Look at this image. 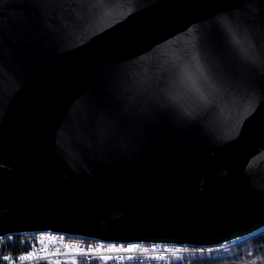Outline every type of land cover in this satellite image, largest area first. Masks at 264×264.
Returning <instances> with one entry per match:
<instances>
[{"label":"water","instance_id":"water-1","mask_svg":"<svg viewBox=\"0 0 264 264\" xmlns=\"http://www.w3.org/2000/svg\"><path fill=\"white\" fill-rule=\"evenodd\" d=\"M262 228L264 0H0V239Z\"/></svg>","mask_w":264,"mask_h":264},{"label":"trees","instance_id":"trees-1","mask_svg":"<svg viewBox=\"0 0 264 264\" xmlns=\"http://www.w3.org/2000/svg\"><path fill=\"white\" fill-rule=\"evenodd\" d=\"M33 237L34 234L22 233L12 234L1 238L0 264H8V261L3 259L5 256L15 258L18 255H23L30 251L31 245L35 244V240L32 239ZM68 237L90 241L89 239L84 238ZM228 246L227 249L218 252H199L182 256L178 254L172 255L168 260L163 259L166 260L167 263L161 259H155L148 255H134V259L131 261L126 258L118 263L110 260L107 264H264V231L244 240L243 242L232 246L229 244ZM189 248L200 250L196 247ZM26 264H36V262H28ZM40 264H47V262L41 260ZM79 264H102V262L97 259L87 260L86 258H81Z\"/></svg>","mask_w":264,"mask_h":264},{"label":"snow or ice","instance_id":"snow-or-ice-1","mask_svg":"<svg viewBox=\"0 0 264 264\" xmlns=\"http://www.w3.org/2000/svg\"><path fill=\"white\" fill-rule=\"evenodd\" d=\"M10 239V238H9ZM39 245L37 250V244L31 245V250L23 255H18L13 258L11 256L3 257L4 260L8 261V264H26V262L35 261L36 264H40L41 260L47 262V264H79L81 258H90L97 259L102 262V264H107L110 260H118L123 261L126 258L131 261L134 259L133 256L125 257L124 255L113 256V255H104V253H148L149 249L144 248L138 244H130L128 247H116L115 245H109L108 247H104L103 245H96L93 247L92 245L87 246V248H81L78 245L71 243L63 244V251L61 248H55V250L50 251V246L55 244L56 237L55 236H40L33 237ZM64 238L60 237V241L63 243ZM47 241V243H45ZM158 246L153 245V251ZM167 252H172L174 255L178 254L180 249H166ZM203 251V249H201ZM211 251V250H209ZM68 257L67 260L61 261L58 257L60 256ZM52 257H57L56 259H52ZM155 259H164V254L161 253L159 256L153 257Z\"/></svg>","mask_w":264,"mask_h":264},{"label":"built area","instance_id":"built-area-1","mask_svg":"<svg viewBox=\"0 0 264 264\" xmlns=\"http://www.w3.org/2000/svg\"><path fill=\"white\" fill-rule=\"evenodd\" d=\"M55 236L57 239H56V242L55 244L51 245L50 246V251H53L55 250V248H61V250L63 251V244L64 243H71V244H75V245H78L79 247L81 248H87V246L89 245H92L93 247H95L96 245H103L105 248L108 247L109 245H115L116 247H119V246H125L128 247L130 244H117V243H107V242H103V241H96V240H90L89 242H84L82 240H77V239H73V238H69L65 235H62V234H56V233H36L34 235V237H40V236ZM60 237H63L64 240H63V243L60 241ZM35 240V239H34ZM45 243H47V241H45ZM35 244H37V250L39 248V245L37 243V241L35 240ZM135 244H138L144 248H147L149 249V252L148 253H139V252H136V253H104V255H113V256H120V255H124L125 257L126 256H131V255H134V254H146V255H159L158 253H170V252H167L166 249H176V247H185V248H182V249H186L188 246H179V245H166V244H151V243H135ZM153 245H156L158 246L155 251H153ZM57 257H52V259H56ZM62 262L67 260L68 257L66 256H60L58 257ZM87 260H93V259H90V258H86ZM115 262H120L118 260H113ZM32 262H35V261H32ZM30 262V263H32ZM28 263V262H26Z\"/></svg>","mask_w":264,"mask_h":264},{"label":"rangeland","instance_id":"rangeland-1","mask_svg":"<svg viewBox=\"0 0 264 264\" xmlns=\"http://www.w3.org/2000/svg\"><path fill=\"white\" fill-rule=\"evenodd\" d=\"M262 231H264V228H262V229H260L257 233H255L254 235H256V234H258V233H260V232H262ZM254 235H252V236H254ZM252 236H249V237H245V238H242V239H238V240H236V241H233V242H229V243H226V244H221V245H217V246H208V247H200L199 249L200 250H195V249H191V248H189V247H187L186 249H184V250H186L185 252H183V249L182 248H185V247H176V249H180L181 251L178 253V255H190V254H193V253H199V252H207V253H209V252H212V251H215V252H218V251H220V250H225V249H227L229 246V244L232 246V245H234V244H237V243H240V242H243L244 240H246V239H248V238H250V237H252ZM77 240H79V239H77ZM83 241V240H82ZM84 242H89V241H84ZM120 247V246H119ZM123 247H125V246H123ZM201 249H203V251H201ZM209 250H211V251H209ZM159 255L161 254V253H158ZM164 254V259H167L168 260V258L170 257V256H172V255H174L172 252H170V253H163ZM134 255H144V254H134ZM134 255H131V256H134ZM146 255V254H145ZM159 255H148V256H152V257H156V256H159ZM126 257H128V256H126ZM161 260H163V259H161ZM113 261V260H112ZM163 261H165L166 263H167V261L166 260H163ZM115 262V261H114ZM121 262V261H120ZM115 263H118V262H115Z\"/></svg>","mask_w":264,"mask_h":264},{"label":"bare ground","instance_id":"bare-ground-1","mask_svg":"<svg viewBox=\"0 0 264 264\" xmlns=\"http://www.w3.org/2000/svg\"><path fill=\"white\" fill-rule=\"evenodd\" d=\"M166 245H176V244H166ZM186 250L183 249V252H185ZM145 255V254H144Z\"/></svg>","mask_w":264,"mask_h":264}]
</instances>
